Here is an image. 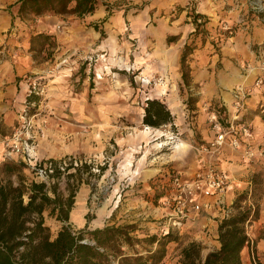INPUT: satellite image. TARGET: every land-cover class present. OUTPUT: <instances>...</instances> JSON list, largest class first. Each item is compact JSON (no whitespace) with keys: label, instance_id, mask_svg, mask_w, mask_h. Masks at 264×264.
Wrapping results in <instances>:
<instances>
[{"label":"rangeland","instance_id":"rangeland-1","mask_svg":"<svg viewBox=\"0 0 264 264\" xmlns=\"http://www.w3.org/2000/svg\"><path fill=\"white\" fill-rule=\"evenodd\" d=\"M15 1L17 0H0V10L14 12L15 9H11L10 5ZM128 1L133 0H124L122 3L124 18L140 15L146 8L144 4H148L149 0L142 4L139 3L136 7L129 6ZM256 1L223 0V10L228 12L233 8L237 11V14L230 12L229 15H237L236 17L240 19L237 23L241 24L243 15L255 13L251 7ZM119 2H113V7L116 9L113 13L109 12V15L121 11L117 8ZM41 17H56L60 21L54 24L55 34L53 36L44 33L42 34L48 36L47 39L31 36L29 51L34 63L36 65L45 63L48 69L28 73L24 78L25 81L29 76L36 77L44 87L42 96H30L31 98L37 97L38 103L28 104L25 101L23 104L26 114L32 115V130L37 134L36 148L42 137V122L36 123L35 119L39 116H44L43 119L48 116L47 112L50 110L48 103L54 90L53 79L64 77L63 75L66 79H74L72 67L76 66V60L73 59L78 47L76 24L74 23L79 21V17L69 14H45ZM38 18L30 14L25 15L28 32L35 33L34 26L37 24L35 20ZM153 22L151 18L149 22L142 25V32L146 33L152 29ZM220 22L230 27L229 31L236 32L239 29V27L231 26L227 21L220 20ZM84 25L88 27L87 24ZM57 26L60 27L59 30ZM199 28L194 34H201L202 38L205 30ZM218 29L220 35L230 36L229 31ZM130 30V25L126 20L124 30L119 37L120 42H126L127 45L120 50L119 56L122 58L115 59L109 55L108 57L92 52L82 60L83 66L81 64L78 66L79 72L82 71L80 70L82 66L85 75L90 77L87 84L88 101L94 106L96 113L94 124L88 127L79 126L81 131L78 134L79 145L86 144L90 137H92L93 145L88 153L78 152L60 159H53L60 163L65 161L66 165L63 166V170L59 169V174L54 172L53 177L47 180L45 192L51 199L54 198L53 192H55L64 202L72 193L73 204L66 222L57 221L55 215H50L53 205H45L43 219L44 226L49 229L50 239L55 237L62 225H68L73 232H84V230L102 228L106 225L134 227L129 235L141 241L135 245V249L144 254V250L149 247L144 242L148 235H156L159 238L168 231L163 226L166 221L163 200L170 191V175L172 172L184 171L187 173L185 177H189V174L197 169L201 160L195 148L206 144L214 135L207 121L208 113L218 108L227 118L226 116L231 115L234 110L230 107L227 111L224 106H220V101L208 100L202 93H198L202 83L192 85L191 81L192 77L196 78V75H200V69L195 66L190 67L189 63L193 60L192 58L188 56L186 59V69L189 75L187 84L181 79L180 69L178 74L174 71L173 54L164 52L162 61H157L151 54L153 44L150 36H147L149 41L146 40L143 45L139 42V36L137 38L130 36ZM132 31L138 34L135 27ZM52 38H58V42L56 43V40ZM220 43L218 41L216 44ZM192 44L193 42L188 46L193 49ZM215 49L217 50L218 47ZM133 51H136L138 55L135 58ZM219 61L210 69L208 68L210 75H214L216 80L220 76L228 80L233 74L224 67V61L222 63ZM160 63L161 66H158ZM237 72L239 73V67ZM236 81L241 86H250L252 77L246 81L244 78L235 80L233 83ZM81 82L78 83V92L75 93L82 92ZM24 84L26 96L27 87L25 82ZM221 89L223 92L230 90ZM64 94L67 96L66 99L70 97L69 94ZM224 97L226 99L225 95ZM148 99H157L164 103L170 110L171 116L175 113L172 122L158 128L144 125L142 118ZM64 109H68L66 114H70L69 106L64 105ZM109 112L112 113L110 120L105 117ZM50 116L52 119L49 125L53 128L61 124L65 125L60 117L52 113ZM249 118V114L245 112L243 120L248 125ZM68 122L76 121L69 119ZM20 124L21 121L9 130L0 128V141L9 138ZM145 131L149 133L147 136L143 135ZM156 132L159 135L155 134ZM210 132L212 137H209ZM68 134V138L72 137L70 131ZM255 135L253 133L254 148L264 149V135H261V138L256 135L257 141ZM178 142L183 143L186 148L173 154V147ZM172 155L175 157L170 158ZM208 158L209 155H206L205 159ZM217 158L230 178L231 187L226 195L225 209L229 210L231 215L238 211L249 213V221L245 225L249 239V244L245 247L248 246L249 249L241 251L242 264L264 263V239L262 238L264 224L259 220L261 212L264 211V159L249 163L242 157L240 150H233L229 146H225ZM41 161H46V159H41ZM3 165H8L12 172L5 174ZM18 177L26 184L32 180L42 181L34 169L24 164L21 158L4 157V147L0 144V180L9 179L16 185ZM23 201L27 202L26 195L23 196ZM73 212H75L74 216H72ZM202 219V216L197 217L193 221L186 222L183 227L171 230L172 239L175 240L166 245L165 256L159 264H181L182 249L191 242L201 247L202 261L208 253L219 248V243L215 242L217 238L214 237V233L208 226H202ZM206 221L211 222L207 219ZM250 239H252V244Z\"/></svg>","mask_w":264,"mask_h":264},{"label":"crops","instance_id":"crops-1","mask_svg":"<svg viewBox=\"0 0 264 264\" xmlns=\"http://www.w3.org/2000/svg\"><path fill=\"white\" fill-rule=\"evenodd\" d=\"M115 1H120L117 3L119 5L117 8L121 9V11H116V14L109 15V12L113 13L114 9H116L113 7V2ZM189 1L149 0L148 4H144L146 8L140 15H131L129 18L126 17V19L122 16L124 11H122L124 7L122 3L124 0H103L96 6L93 14L78 18L79 21L74 23L76 24L75 31L77 32L76 43L78 44L76 55L73 59L76 60V66L72 67L75 81L74 79H66L65 75H63L64 77L53 79L54 90L48 103L50 109L47 112L48 116L43 119L44 116L38 115L39 117L35 119L36 123L42 122V137L39 139L36 148V155L40 160L60 159L74 153H88L91 151L90 149L93 145L92 137L87 139L86 144L80 146L78 136L79 132H81L79 126L86 125L85 127H88L94 124L93 121L96 118L94 106L90 105L88 101L87 84L90 77L85 75L82 60L92 52H98L104 56L109 55L115 59L122 58V56H119L120 50L127 45L126 42H120L119 37L124 30L126 20H128L130 25V36L134 38L139 36V42H142L143 45H145L147 36H150V41L153 44L151 54L157 61H162L164 52L173 54V68L176 74H178L180 69L179 61L183 46L193 42L194 48L189 55L193 60H191L189 65L200 69V75H196V78L195 76L192 77L191 84L202 83L198 93H202L208 100L220 101V106H224L227 111H229L230 107H233V93L241 86L237 81L233 82L243 78V74L240 73H242L241 69L245 63H256L258 53L264 52V0H257L263 7L261 14L255 12L247 16L243 15L240 21L241 24L237 23L240 20L236 17L237 15H229L230 12L236 13L237 11L233 8L230 11L228 10V12L223 10V0ZM143 2H146V0H133L128 1V5L136 7ZM195 15H201L202 18L201 20L198 19L197 22L205 21V24L200 26L205 30V35L202 38L201 34H194L193 18ZM38 17V20H35L37 22L34 26L35 33H30L25 24V16L20 18L14 12L0 10V128L4 130L13 129L16 124L20 123L21 111L26 101V89L24 87L26 74L47 69L45 63L36 65L32 59L29 51L31 36L42 33L53 36L55 34L54 24L60 20L56 17ZM151 18L154 21L152 29L146 31V33L142 32V25L149 22ZM220 20L227 21L231 26L239 27V29L236 32L233 30L229 31L230 36L220 35L218 28L223 26ZM84 24H87L88 27ZM133 27L138 31V34L133 33ZM52 40H56V43L58 42V38H52ZM218 41L221 43L216 44ZM215 47H218V49L216 50ZM133 52L134 58L137 57V52ZM218 60L221 63L224 61V67L233 74L228 80H224L222 76L216 80L214 75H210L209 69ZM80 64L82 65L80 68L82 71L79 72L78 66ZM158 66H161V63ZM238 67L239 73L237 72ZM80 81H82L80 86L82 92L75 93L78 92L77 88ZM221 88L230 90L223 92ZM64 93L69 94L70 97L66 99L67 96ZM245 104V112L250 116L249 125L253 133L261 138V135H264V122L261 121L260 111L257 110L264 105V84L260 89H252ZM64 105L71 108L70 114H66L68 109H64ZM51 113L60 117L66 126L62 124L56 128L50 126ZM110 114L112 113L109 112L105 116L109 120L111 119ZM172 114L173 117L175 113ZM69 119L76 122H68ZM68 131L72 134L70 138H68ZM209 137H212L211 132ZM0 144H2V141H0ZM223 164L225 163L223 162ZM220 166L222 167L221 164ZM178 173L184 178L190 177H185L187 173L184 171ZM259 220L264 224V211L261 212ZM218 224L217 221L207 223L205 218L202 219V226H208L214 233L215 238H217ZM250 241L252 244V239ZM215 242L218 243L217 240ZM246 248L249 249L248 246L244 247L242 252Z\"/></svg>","mask_w":264,"mask_h":264},{"label":"trees","instance_id":"trees-1","mask_svg":"<svg viewBox=\"0 0 264 264\" xmlns=\"http://www.w3.org/2000/svg\"><path fill=\"white\" fill-rule=\"evenodd\" d=\"M99 1L102 0H17L10 8L15 9L14 13L20 18L27 14L35 17L45 14L84 17L94 13ZM198 19H202L201 15L193 18L195 32L205 24V21L197 22ZM36 37L48 38L43 34ZM191 53L192 48L184 45L179 61L181 79L187 84L186 59ZM33 98L26 97V102L38 103L39 99ZM260 118L264 122V105ZM172 120L164 103L157 99L146 100L142 118L144 125L158 128ZM9 168L3 165L5 174L12 172ZM54 172L59 174V169L56 167ZM45 188L43 181L32 180L26 184L18 177V183L14 185L9 179L0 180V264H159L165 256L166 245L175 240L171 230L159 238L148 235L144 242L149 247L142 254L135 249L141 241L129 235L134 227L108 225L84 232H73L68 225H62L50 239L49 229L44 226L45 205H53L50 215H55L57 221L66 222L73 195L71 193L64 202L53 192L54 198L51 199ZM24 195L27 196L26 203ZM248 221V211H238L223 219L217 228L219 248L208 253L202 261L201 247L191 242L182 249L181 264H242L241 251L249 244L245 231Z\"/></svg>","mask_w":264,"mask_h":264},{"label":"built area","instance_id":"built-area-1","mask_svg":"<svg viewBox=\"0 0 264 264\" xmlns=\"http://www.w3.org/2000/svg\"><path fill=\"white\" fill-rule=\"evenodd\" d=\"M251 8L258 14L263 11L262 5L257 1ZM57 29L59 30L60 27L57 26ZM222 29L229 31L230 27L223 25ZM242 74L245 81L252 77V84L240 86L233 93V113L227 115V118L218 108L208 113L207 121L214 135L206 144L195 148L201 156L197 169L189 178L182 177L178 172H172L169 177L170 191L163 200L166 219L163 226L166 230L179 229L186 222L200 216L218 223L231 216L230 211L225 209L226 195L231 187L230 178L217 158L225 146L240 150L242 157L249 163L264 159V149L254 148L252 129L243 120L246 111L245 101L250 92L255 88L260 89L264 84V52L258 53L256 63H246L242 68ZM25 83L26 97L44 94V87L36 77H27ZM31 118L32 115L28 116L26 111H22L21 124L14 129L9 138L2 141L4 157L21 158L24 164L33 168L42 181L47 183L55 168L63 170L66 163L54 160L41 161L37 158V134L32 130ZM206 155H209L207 160Z\"/></svg>","mask_w":264,"mask_h":264},{"label":"bare ground","instance_id":"bare-ground-1","mask_svg":"<svg viewBox=\"0 0 264 264\" xmlns=\"http://www.w3.org/2000/svg\"><path fill=\"white\" fill-rule=\"evenodd\" d=\"M163 92H164V90L162 89V90H161V93L163 94ZM159 132H160V131H159ZM148 134H149V133H147V131L143 132V135H145V136H147ZM155 134L159 135L158 132H156ZM150 135H151V134H150ZM155 146L157 147V145H155ZM185 148H186V146H185L183 143L178 142V143L173 147V151H172V153H173V154H176L177 152H179L180 150L185 149ZM173 157H175V156H174V155L170 156V158H173ZM74 214H75V212H73L72 216H74Z\"/></svg>","mask_w":264,"mask_h":264}]
</instances>
